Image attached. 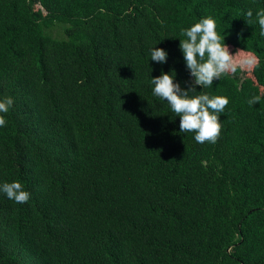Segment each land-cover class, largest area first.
Instances as JSON below:
<instances>
[{
    "label": "trees",
    "instance_id": "trees-1",
    "mask_svg": "<svg viewBox=\"0 0 264 264\" xmlns=\"http://www.w3.org/2000/svg\"><path fill=\"white\" fill-rule=\"evenodd\" d=\"M262 9L0 0V99L14 100L0 113V184L31 194L18 204L0 192V264H264ZM204 17L232 54L254 59L189 93L228 98L214 144L181 133L151 83L166 72L193 84L179 43Z\"/></svg>",
    "mask_w": 264,
    "mask_h": 264
},
{
    "label": "clouds",
    "instance_id": "clouds-1",
    "mask_svg": "<svg viewBox=\"0 0 264 264\" xmlns=\"http://www.w3.org/2000/svg\"><path fill=\"white\" fill-rule=\"evenodd\" d=\"M246 15L252 17L251 9ZM256 16L260 35L264 36V9L257 11ZM182 35L186 38L180 39L179 48L183 53L186 67L194 78L193 84L187 89H182L179 83L175 82L174 73L162 72L151 79L153 95L165 100L175 116H179L181 133L193 132L196 142L214 144L222 130L219 116L228 105V98L210 96L202 91L198 95H189V93L196 92V85L202 89L209 88L214 79L219 80L228 73L235 74L237 64L234 63L233 54L230 53L227 45L221 42L224 36L221 37L217 33L213 18H201L189 28L183 29ZM150 58L157 63H164L167 52L162 48L153 47L150 50ZM245 63L253 65L252 60H247ZM255 66H258V61L255 62ZM259 99L258 96H253L248 103L253 105L259 102ZM13 104L14 100L10 96L0 99V113H8ZM6 123L5 116L0 115V127L6 126ZM0 192L18 204L27 203L31 196L19 181L0 184Z\"/></svg>",
    "mask_w": 264,
    "mask_h": 264
},
{
    "label": "rangeland",
    "instance_id": "rangeland-1",
    "mask_svg": "<svg viewBox=\"0 0 264 264\" xmlns=\"http://www.w3.org/2000/svg\"><path fill=\"white\" fill-rule=\"evenodd\" d=\"M228 49L230 51V48H228ZM230 53H234V52L230 51ZM232 58H233L234 63L237 64V66H239L240 68L245 69V70H247L249 68V66L250 67L252 66V65L248 66V64H246L245 61H247V60L253 61L254 60L253 57H251L250 55H244V56L240 57V56H237L236 54H233Z\"/></svg>",
    "mask_w": 264,
    "mask_h": 264
}]
</instances>
